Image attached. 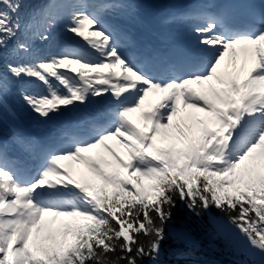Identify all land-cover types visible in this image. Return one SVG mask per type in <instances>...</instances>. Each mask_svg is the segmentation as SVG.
Masks as SVG:
<instances>
[{"label": "snow or ice", "instance_id": "1", "mask_svg": "<svg viewBox=\"0 0 264 264\" xmlns=\"http://www.w3.org/2000/svg\"><path fill=\"white\" fill-rule=\"evenodd\" d=\"M130 7L0 0V105L26 81L45 89L18 87L45 120L109 94L118 105L89 139L68 135L70 146L45 155L31 180L0 142V264L156 261L178 202L196 215L219 210L264 264V11L237 18L213 0L195 4L181 19L197 50L178 63L125 54L131 37L105 16ZM64 21L97 59L47 48Z\"/></svg>", "mask_w": 264, "mask_h": 264}, {"label": "trees", "instance_id": "2", "mask_svg": "<svg viewBox=\"0 0 264 264\" xmlns=\"http://www.w3.org/2000/svg\"><path fill=\"white\" fill-rule=\"evenodd\" d=\"M207 214L227 220V217L216 208L202 212L201 215H196L190 211L186 205L178 202L177 207L173 210V217L166 226V231L169 227H181L182 229H186L196 238L199 247L203 250H207L205 251L206 254L210 255L214 253L216 255H223L227 252L225 250L226 247L223 245L225 248L220 246L222 248L220 249L218 240L213 237V235H216L208 224ZM208 235L210 237H208ZM167 241L168 239L166 238L161 244H165ZM143 264H149L147 257L143 260Z\"/></svg>", "mask_w": 264, "mask_h": 264}, {"label": "rangeland", "instance_id": "3", "mask_svg": "<svg viewBox=\"0 0 264 264\" xmlns=\"http://www.w3.org/2000/svg\"><path fill=\"white\" fill-rule=\"evenodd\" d=\"M6 99H7V97H4L5 103L3 105H0V113L2 114L3 117L6 118V121L3 120L4 123L9 124V125H13L14 123L20 122L21 118L26 114V112L25 111L19 112V110H18L19 108L15 107V106L11 107L10 105H8ZM14 100H16V105H18L19 100L16 99L15 97H14ZM13 113H14V115H13ZM65 164L71 168V162L67 161ZM75 167L78 168L80 166L75 165ZM144 183L147 185L149 182L145 181ZM211 219H212L214 226L217 227V229L219 230V232L223 236H229L232 238L233 242L237 245V249L239 252H241V253L245 252V253L252 255V252L247 247V242L239 239L240 234L238 233V231L235 228L231 227L228 223H226L220 219L215 220V219H213V217H211ZM220 225H227V227L225 229L221 230V228L219 227ZM254 257H256V256H254Z\"/></svg>", "mask_w": 264, "mask_h": 264}, {"label": "bare ground", "instance_id": "4", "mask_svg": "<svg viewBox=\"0 0 264 264\" xmlns=\"http://www.w3.org/2000/svg\"><path fill=\"white\" fill-rule=\"evenodd\" d=\"M121 29H122L124 32H126V33L128 34L129 37H131V34H130L131 31L128 32V31H127V28H121ZM125 46L127 47V45H125Z\"/></svg>", "mask_w": 264, "mask_h": 264}]
</instances>
